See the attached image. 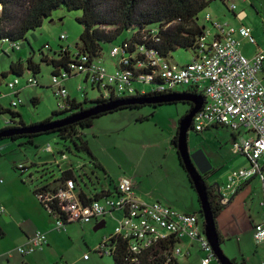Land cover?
<instances>
[{
	"label": "rangeland",
	"instance_id": "1",
	"mask_svg": "<svg viewBox=\"0 0 264 264\" xmlns=\"http://www.w3.org/2000/svg\"><path fill=\"white\" fill-rule=\"evenodd\" d=\"M258 10L263 12V6L258 5ZM225 11L222 2L214 1L199 16L200 23L203 24L207 13L220 18L221 15L225 14ZM79 15V12H68L64 8L55 12L52 18L44 22L41 29L29 35L28 42L32 43L37 52L47 41L54 52L60 50V43L65 49L76 52L82 33V27L76 22V17ZM249 22L259 28L260 31L263 30L264 18L256 19L250 13ZM61 35L64 41L60 40ZM257 35L260 36L261 33L258 32ZM258 36H256L257 40L259 39ZM21 44H23L21 46L23 50L11 53L12 51L8 48L9 45H3L0 40V105L12 109V102L18 101V98L11 94L7 86L8 83L14 81V78H18L23 84L20 85L22 92L19 96L22 104L19 105L17 111L22 114L28 124H32L33 121L44 120L50 117L54 111H58L60 100H58L54 90L50 88L52 69L44 64H41L43 88L39 86L24 87L30 77L28 73L24 77L13 75H9L6 79L2 77L3 72L10 70L12 60L30 53L28 43ZM255 50V46L249 45L244 49V52L250 54ZM4 51L10 52V54H5ZM172 57L173 62L183 65L192 62L194 53L179 50L173 53ZM36 60L39 61L38 58ZM107 61L108 71L114 72L115 60L108 58ZM83 79V76H79L67 81L72 93L74 95L79 94L80 102L84 101L85 92H87L88 100L98 99L101 96L100 91L93 88L89 80L84 83ZM81 84L85 88L83 92L77 90ZM135 87L140 91H151L149 85L137 84ZM188 90L189 86L176 88L178 92ZM33 98L39 99L38 105L32 104ZM187 110V105L179 104L165 105L157 109L146 107L138 112L119 111L96 120L92 128L85 131V139L93 155L112 179L117 181L121 176L133 178L136 185L135 192L142 201L149 204L159 201L166 206L173 207L179 213L187 212V208L198 213L200 211L198 194L192 189L187 174L180 167L177 151L171 143L172 136L177 132L179 121L186 115ZM141 115L147 117L148 121L138 123V119H136L134 124H131L134 117ZM3 118L8 119L9 115H0V120ZM232 139L233 133L223 127L210 129L202 134L190 131L189 134L190 149L203 150L213 166L222 160L220 153L224 148L227 161L220 170L213 171L209 178L210 183L219 184L221 187H226L228 184L232 165L244 166L247 164L245 167H249L246 159L236 155L233 151ZM242 140H244L243 136L239 141ZM22 142L23 140L14 143L11 141L0 142V147L4 144L7 145V148L2 152L7 157L0 161V181L2 180L1 183L4 182L9 187L5 196L7 201L0 202V209L2 208L6 212L11 211L14 215L13 220L6 219V214L0 216V223L12 234H21L17 220L24 221V227L30 231L45 229L46 224L43 227L40 222L36 221V214L40 213V208L44 212L45 209L34 194V190L55 181L60 177L63 170L71 168V166L78 173L83 164H86L84 170L89 177V179H85L88 190L93 191L94 185L92 186V183H95L97 191H102L103 187H109L102 171L96 170V174H92L95 169L91 164V157L87 153H78L71 142H65L56 135L38 137L33 145L20 147L19 143ZM49 146L51 147L50 150L48 149ZM62 153L67 155L66 160L62 158ZM21 164L28 167V171L22 175L14 170L16 166ZM97 178L100 179L101 185L98 184ZM44 214L48 216L47 212ZM116 215L117 217L121 216L119 213ZM107 222L106 227L99 231H95L96 225L94 223L83 226L73 224L63 232L54 230L48 235L51 245L45 253L43 250H37V252L29 254V258L32 257L36 264H114L112 258L106 255L99 256L95 253L102 241L115 232L117 221L108 219ZM249 236L248 233L245 238H242L245 243L241 241L242 239L239 242L236 239L227 241L222 246L224 253L230 259H236L240 264L244 255L251 264H264L263 262L260 263V258L256 253L257 246L253 238L252 241H249ZM15 243L16 237L14 236L0 240V264L21 263L23 257L19 250L14 253L10 252L11 255L12 253L14 255L12 258H8L10 254L5 256L6 253L17 247ZM261 253L264 261V249L261 250ZM85 256L88 257L85 258ZM203 258L204 254L200 244H196L193 255L189 259L180 258L179 264H202ZM214 263L218 264L217 261Z\"/></svg>",
	"mask_w": 264,
	"mask_h": 264
},
{
	"label": "trees",
	"instance_id": "2",
	"mask_svg": "<svg viewBox=\"0 0 264 264\" xmlns=\"http://www.w3.org/2000/svg\"><path fill=\"white\" fill-rule=\"evenodd\" d=\"M214 1L217 0H0L1 42L5 46L9 45L8 48L12 51L11 53L23 50L21 47L23 44L21 43L27 42L28 46H30V53H27L24 57L18 56L15 60L11 61L10 70L8 72H3L2 74L4 79L8 78L9 75L24 77L25 74L28 73L30 77L25 83V86H39L43 88V83L41 82V64H44L52 69V80L54 77H62V75L65 74L67 75L66 82L72 78L83 76L85 83L89 80L86 71L94 64L99 63H102L108 68L107 60L109 58L110 60H115V70L125 73L130 78L131 86L135 88V93L129 94L127 91L119 93V90H117L116 87H109V94L105 95V91L103 89H98L95 85H92L89 82L93 88H97L100 91L101 96L98 99L88 100L87 92L84 94L83 102L68 97L65 100V109L59 108L58 111H54L52 115L45 120L28 124L22 114L17 111L19 105L22 104L19 96L22 92L20 90V85L23 83L20 82L18 78H14V81L8 83L7 86L10 89L11 94H14L18 98V101L12 102V109L0 106V115H9V118L6 119L7 126L0 129V134L8 133L9 131H21L22 129L37 125L58 124L71 116L73 117L77 114H81L82 112H86L97 107L99 108L112 101H124L130 98H156L176 93H189L194 95L200 94L205 99L206 97L203 93H200L198 90L191 87L188 91L184 92H178L176 90L158 91L157 87L162 83L161 80L157 79L154 83L152 82L150 84L146 81L147 77L151 75L153 76L157 71V67L153 66L151 63L149 54L171 65H179L172 61V54L179 50L193 52L194 58L197 56L201 39L205 36V22L201 24L199 16L205 12V10H207L210 4ZM218 1L222 2V5L229 9L227 0ZM63 8L68 12L80 13V15L76 17V22L82 27V33L80 34L79 44L77 47L78 50L73 52L70 49H65L62 46V43H60V50L58 52H54L50 44L45 43L46 45L44 44L39 52H37L32 43L28 42L29 35L41 29L46 20L52 18L55 12ZM51 22H53V20H51ZM62 35L60 36V40L64 41ZM116 47L120 48V53L116 58H112L111 52ZM44 50H47V52H44ZM4 53L8 55L10 54V52L7 53L6 51H4ZM36 58H38L39 61H37ZM184 65L187 64H183L181 66ZM52 80L50 88L54 90L55 95L58 97V100H60L61 97L57 94V90L54 87ZM35 81L36 84L33 83ZM11 83L14 84L13 88L9 87ZM137 84L149 85L151 86V91H140L135 87ZM82 85H80L78 91L83 92L85 90ZM14 102H18V105L14 106ZM32 104L34 106L38 105L39 99L33 98ZM179 104L188 106L186 115L194 107V105L190 102L119 107L114 112L91 116L73 124L56 127L54 130H50L45 133L16 134L9 137H0V142L11 141L14 143L23 140V142L19 143V145L20 147H24L33 145L35 143V139L38 137L56 135L65 142H71L78 153H87L91 157V164H93L95 169L92 174L95 175L96 170L102 171L106 177L105 179L109 184V187H103L102 191H97L95 183H92V186L94 185L93 191L88 190V185L85 179H89V177H87V173H85L84 169L86 168V164L84 163L78 173H76V171L72 168L73 166H71V168L63 170L60 177L55 181L43 185L34 191V194L39 198L41 205L57 222L61 221L65 224V226L72 224H80L83 226L89 223L71 221L70 212L65 209L66 206L59 198L60 193L62 191H68L70 189L69 184L73 183V192L76 196H78L80 206L89 207L96 202L103 203L107 197L116 198L118 194L117 181H119L112 179L98 159L93 155L88 142L85 139V131L90 130L94 122L99 118L119 111L128 110L138 112L146 107L157 109L158 107L165 105ZM186 115H184L181 120ZM181 120L179 121V124L181 123ZM144 121H148L147 117L138 118V123H142ZM220 127H222V125L216 124L207 128L205 131L210 129H219ZM191 130L197 134L205 132H198L195 128V123H193ZM240 135L243 134L239 133L236 136L239 138ZM233 136L235 137L234 134ZM171 143L177 151V133L171 140ZM233 145L234 143H232V147ZM48 148L51 149L50 146ZM237 155H241L247 159L251 166L252 163L247 155L245 156L240 153ZM62 158L66 160L67 155L62 153ZM179 163L180 167L187 174V178L192 189L197 193L194 184L180 159ZM250 166L247 169H249ZM14 170L22 175L28 171V167L25 164H21L16 166ZM240 170L242 169L233 170L230 172V175L234 171ZM212 172L213 171H211V173ZM122 177L129 176H121L120 178ZM97 179L98 184L101 185L100 179ZM131 179L133 180V178ZM205 179L208 187H210L208 192L209 201L214 217L217 221V218L227 206V204L223 201L226 196L223 193L218 192V186L215 185L216 183H210L209 179ZM249 180H247V182ZM244 184L236 190L234 194L232 193L228 196L229 200L233 199V197L238 195L243 190L245 186ZM225 188L226 187H224V189ZM135 190L136 185L134 193L136 198L139 199ZM198 200L200 203V211L198 213H185L198 215L204 225L199 196ZM153 203L161 202L158 201ZM168 207L176 211L173 207ZM113 213L114 217L112 218L115 220L120 219L123 216L122 211H113L112 214ZM116 213L121 214V216L117 217ZM96 222L98 225V220H96ZM117 225L118 224H116L115 227ZM218 233L220 243L223 245L225 239L219 231ZM2 236H4V233L0 228V238ZM132 242L133 240L131 239H124L123 237L116 236L105 242L103 240L98 246L100 248L96 249L95 253L100 256H104L101 255L103 254L101 252V247L110 248V253L106 256L112 258L114 264H179V260L182 257H173L175 247L180 245L182 250L185 248L186 255L184 258H186L190 251V245L194 244L195 246L196 244H199L186 238H184V240H178L176 236H170L165 241L159 242L153 247L147 250H142L139 254H136L132 251ZM202 253L204 254V258L208 256L203 249ZM214 261L218 262L217 257L213 260V262ZM231 261L234 264H238L235 259H231ZM23 264L29 263L24 262ZM241 264H247L245 259L242 258Z\"/></svg>",
	"mask_w": 264,
	"mask_h": 264
},
{
	"label": "built area",
	"instance_id": "3",
	"mask_svg": "<svg viewBox=\"0 0 264 264\" xmlns=\"http://www.w3.org/2000/svg\"><path fill=\"white\" fill-rule=\"evenodd\" d=\"M227 1L229 10L236 13L238 19L243 20L246 13L238 10L237 2L246 0ZM204 22L205 36L201 39L198 54L192 62L184 66L171 65L149 54L157 71L153 76L148 75L146 82L150 84L157 79L161 80L158 91H174L178 86H189L203 93L206 103L194 118L198 132L220 124L235 134H249L242 141H239V138L233 141V151L247 155L252 164L249 169L234 171L226 188L221 187L219 193L226 196L223 199L226 203L229 201L228 196L234 194L247 180L258 175L264 178V50L258 51L250 58L240 50V40L257 45L249 27H236L210 13L206 14ZM119 53L120 48H114L111 52L112 58H116ZM86 72L89 82L98 89H103L105 95L109 94V87H116L119 93H135V88L131 86L130 78L125 73L118 70L111 73L102 63L94 64ZM66 80L65 74L52 80L57 94L61 97L60 109H65V100L69 95L65 87ZM33 83L36 84V81ZM9 87L13 88L14 84L11 83ZM13 105L17 106L18 102ZM69 187L68 191L60 193L59 198L66 206L65 209L70 212L72 222H99L108 216L114 217L113 211L123 212L122 218L116 219L118 225L115 232L107 236L104 242L116 236L131 239L132 251L139 254L170 236H176L178 240L186 238L200 244L208 254L202 264H211L216 258L210 242L204 235V225L198 215L179 213L161 203L147 204L140 201L134 193L135 182L129 177L119 179L116 198L107 197L103 203L96 202L89 207L80 206L78 196L73 192L74 184L70 183ZM56 225L59 231L66 229L61 221ZM253 230L256 245L263 244L264 220L256 224ZM30 243V247L19 249L21 254L28 255L42 248L47 243L46 235L38 232ZM101 252V255H108L110 248L101 247ZM185 255L186 252L180 245L175 247L173 257L184 258Z\"/></svg>",
	"mask_w": 264,
	"mask_h": 264
},
{
	"label": "crops",
	"instance_id": "4",
	"mask_svg": "<svg viewBox=\"0 0 264 264\" xmlns=\"http://www.w3.org/2000/svg\"><path fill=\"white\" fill-rule=\"evenodd\" d=\"M237 5H238V10L239 11L246 13L245 14V18L243 20L238 19L237 16H236V13H232L229 9L226 8V6L224 7L225 10H226L225 14L221 15L220 18L215 16V15H213V16L216 17V18H219L222 21H225V22H228L230 24H233L236 27L246 26V27H249V28L252 29L253 36L255 37L256 42H257L256 46L253 45L256 48L255 51L251 52L250 54H245L244 49L247 46L251 45V44L248 41H246V40H240L241 41L240 50L247 57L250 58L254 54H256L258 51L264 50V29L262 31H260L259 28H256L254 25L250 24V22H249L250 13H252V15L256 19L257 18H259V19L260 18L261 19L264 18L263 17L264 16L263 15L264 14V0L238 1ZM258 5L259 6H263V12L258 10ZM258 32L261 33L260 36L257 35ZM256 36L259 37L258 40H257ZM47 43L50 44L48 41L46 42V44ZM262 80H263V83H264V74H262ZM24 87H26V86H24ZM66 87L68 88V91H69V97L71 99H76L77 101L78 100L80 101L79 94L74 95L72 93V90L70 89V87L67 85V82H66ZM20 90L22 91V87H20ZM0 106H2V105H0ZM144 117L142 115L140 117H134L131 120V124H134L136 119L144 118ZM6 119L7 118H3V120L2 119L0 120V129H2V128L7 126L6 125ZM41 121H43V120L41 119V120H39L37 122H41ZM37 122L33 121V123H37ZM222 127L230 130L228 127H225V126H222ZM176 133L172 136V139L174 138V136H176ZM233 134L235 135V137L233 136L232 142L235 139H238V137L236 136L237 134H235V133H233ZM242 136L244 138H247L249 136V134L247 133V134L240 135L239 139L242 138ZM5 148H7L6 144H4L2 147H0V161H3L7 157V156H4L3 153H2ZM220 154H221L222 160L218 161L215 166H213L212 162L210 161L212 166H213V170H220L222 168L223 164L227 161L226 160L227 156L225 155L224 148L221 150ZM238 156H241V155H238ZM246 161L249 164L247 159H246ZM263 165H264V163H263ZM245 166H247V164H245L244 166H242V165L237 166V165L234 164L231 167V172L233 170H238V169H247L248 167H245ZM249 166H250V164H249ZM262 173H263V177H264V168H263V172ZM0 176H1V173H0ZM1 182H2V180L0 181V202L2 203L3 201H7L5 196H6V191L9 190V187L4 182L3 183H1ZM244 185L245 186H244L243 190L238 195H236L235 197H233V199H230L228 202H226V204H227L226 208L224 209V211L217 218L216 224H217L218 231L220 232L222 237L225 239V241H224L222 246H224L227 241H231L233 239H236L239 242L240 239L245 238L248 233L250 235L249 236V239H250L249 241H252V238H253L252 237V230H253L254 226L264 220V178L262 179L261 176H259V175L258 176H254L247 183H245ZM35 190H37V189H35ZM144 202H146V201H144ZM189 209L190 208H187V210H186L188 213H197L195 211H191L193 209H190V210ZM45 212H47V211L45 210ZM45 212L43 210H41V208H40V213L36 214V221L40 222L42 224V226L46 224L45 227L43 226L45 228L44 230H37V231L36 230H31L30 231V230H28V229H26L24 227V223H25L24 221L17 220L16 222H17L18 227L21 230L20 231L21 234H19V233L18 234H14V233L12 234L11 232H9L10 231L9 229H7L2 223H0V228L2 229V231L4 233V236H2L0 238V240H3V239H5L8 236L16 237L15 245L17 247L12 249L8 253H6L5 256L9 255L10 252H13V253L16 252L20 248L30 247L31 240H33L36 237L38 232L43 233V234L46 235L47 243L42 248L38 249V250H43V252L45 253V251L51 245L50 241L48 239V235L50 233H52L54 230L59 231L57 229V225H56L57 221L54 218H53L54 219L53 220L48 212H47L48 216H46V214H44ZM2 215H5V218L8 219V220H10V219L13 220L12 218H13L14 215H12L11 211H9V212L7 211L6 212L4 209L1 208L0 209V216H2ZM111 218H112L111 216H108L107 218H105L106 225L108 223L107 222L108 219L111 220ZM112 220H114V218H112ZM102 221H104V220L99 221V223H101ZM93 223L97 226V224H96L97 222H93ZM78 225H80V224H78ZM70 226L71 225L66 226V229L63 230V231H66L67 228L70 227ZM59 232H61V231H59ZM16 235H18V236H16ZM241 241L244 242L243 239ZM256 246H257L256 253H257V256L260 258V263H262V262L264 263L263 256L261 255L262 254L261 250L264 249V243L260 244V245H256ZM195 247H196V245L194 246V244L190 245L189 254H188V256H186L187 259H189L193 255V250H194ZM184 251L186 252L185 248H184ZM35 252H37V250ZM13 253H12V255L10 254L8 256V258H12L14 256ZM21 256L23 257V259H22L20 264H23L24 262H28L29 264H36L32 257L29 258V256H30L29 254L28 255L22 254ZM244 258H245V261H246L247 264H251L250 261L246 258V255H244ZM217 263L219 264V262H217ZM52 264H55V263H52ZM211 264H215V263L211 262ZM238 264H239V262H238Z\"/></svg>",
	"mask_w": 264,
	"mask_h": 264
},
{
	"label": "water",
	"instance_id": "5",
	"mask_svg": "<svg viewBox=\"0 0 264 264\" xmlns=\"http://www.w3.org/2000/svg\"><path fill=\"white\" fill-rule=\"evenodd\" d=\"M178 102H190L194 105L193 109L181 120L177 132V153L178 157L186 169L194 187L197 191L201 202V210L204 219V235L210 242L213 251L218 259L219 264H234L229 257L224 253L222 245L220 243L218 228L216 224V219L209 201L208 192L210 187L207 185V181L204 178L206 174L213 170V166L203 150H198L194 153L190 152L189 147V134L196 115L202 110L205 99L200 94L194 95L189 93L183 94H170L156 98H130L121 101H112L101 107L82 112L75 116H71L60 123H55L51 125H37L22 129L21 131H15L0 134V137H9L16 134H33V133H45L50 130H54L56 127H61L63 125L73 124L85 118L96 116L99 114H107L114 112L119 107L131 106V105H148V104H168V103H178ZM218 192H220L221 187L219 184ZM106 226V221H102L101 224L96 226L95 231H99Z\"/></svg>",
	"mask_w": 264,
	"mask_h": 264
},
{
	"label": "flooded vegetation",
	"instance_id": "6",
	"mask_svg": "<svg viewBox=\"0 0 264 264\" xmlns=\"http://www.w3.org/2000/svg\"><path fill=\"white\" fill-rule=\"evenodd\" d=\"M190 152H191V153H194V152H196V150H191V149H190ZM212 171H214V170H212ZM211 176H212V173L209 172L208 174L205 175V178L209 179Z\"/></svg>",
	"mask_w": 264,
	"mask_h": 264
}]
</instances>
